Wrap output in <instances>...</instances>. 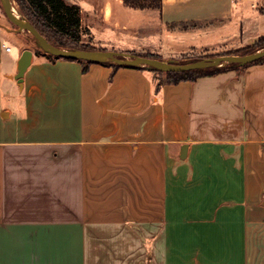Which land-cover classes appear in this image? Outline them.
Instances as JSON below:
<instances>
[{
	"label": "crops",
	"instance_id": "crops-1",
	"mask_svg": "<svg viewBox=\"0 0 264 264\" xmlns=\"http://www.w3.org/2000/svg\"><path fill=\"white\" fill-rule=\"evenodd\" d=\"M73 1L98 48L171 58L195 48L170 42L264 35V0ZM5 27L0 264H264V61L155 94L147 70L34 52L19 84Z\"/></svg>",
	"mask_w": 264,
	"mask_h": 264
},
{
	"label": "water",
	"instance_id": "water-1",
	"mask_svg": "<svg viewBox=\"0 0 264 264\" xmlns=\"http://www.w3.org/2000/svg\"><path fill=\"white\" fill-rule=\"evenodd\" d=\"M73 3L78 4L77 1H73ZM0 4L5 16L15 27L12 29L5 27L7 30L16 32L27 31L34 37L38 49L56 58L75 59L94 63H112L127 67L153 68L164 72H184L199 69L242 66L264 57V45L247 53L216 54L193 59L188 62H177L173 59L164 60L160 57L114 49L60 47L49 42L27 19H24V21L16 19L11 11L13 6L12 0H0ZM32 54L33 52L30 49H23L16 61V72L12 77L19 84H21L23 75L31 63Z\"/></svg>",
	"mask_w": 264,
	"mask_h": 264
},
{
	"label": "trees",
	"instance_id": "trees-1",
	"mask_svg": "<svg viewBox=\"0 0 264 264\" xmlns=\"http://www.w3.org/2000/svg\"><path fill=\"white\" fill-rule=\"evenodd\" d=\"M19 5L20 12L33 26L47 38L49 42L54 45L65 48H80V49H96L98 47L93 45L84 44L81 41L83 35V29L81 26L80 18V6L73 2L66 0H15ZM125 2L133 7L150 6V3L141 2V0H125ZM160 0H157L159 5ZM156 5V6H157ZM152 6V5H151ZM264 45V35L258 36L254 42L250 45H246L242 50L234 49L228 50L223 53H247L258 49ZM105 49V48H101ZM243 51V52H242ZM42 51L37 50V53ZM50 59H58L54 56L43 53ZM145 55L159 57L156 54L147 53ZM216 55V53L212 54ZM64 59V58H60ZM75 60V59H69ZM83 63V71L87 69L88 62L77 60ZM264 61V57L260 58L252 63L242 66H228L220 68L199 69L194 71L184 72H164L158 69L135 67L147 70L152 74V80L154 82V93L156 94L161 86L165 83H177L182 80H195L196 78L204 75L214 74L216 72L225 69H242L252 64L261 63ZM112 65L114 68L121 67V65L104 63ZM127 67V66H126Z\"/></svg>",
	"mask_w": 264,
	"mask_h": 264
},
{
	"label": "rangeland",
	"instance_id": "rangeland-1",
	"mask_svg": "<svg viewBox=\"0 0 264 264\" xmlns=\"http://www.w3.org/2000/svg\"><path fill=\"white\" fill-rule=\"evenodd\" d=\"M13 1V5L15 7V11L18 13V16L23 18V19H26L24 17V15L20 12L19 10V5L17 4V2L15 0H12ZM67 1V0H66ZM72 0H68V2H71ZM141 2H145V3H150V6H156L157 5V0H141ZM151 20H154L152 18H150V21ZM0 21H2L4 23V25L7 27V29H12V28H15L10 22L9 20L7 19V17L5 16L4 12H3V9L1 7V4H0ZM197 24L195 23H185V24H182L180 25L179 28H186V27H196ZM82 26V29H83V35L81 36V41L84 43V44H88V45H92L95 41H97V39H94V36H92V32L85 26L81 25ZM8 31H11V30H8ZM249 31H250V28H247L243 31V42L241 43H247L246 41V37L247 35H249ZM16 32V31H15ZM14 31L13 32H9L8 34L4 35V41H6L12 48V51H11V55L12 56H15L19 53V50L20 49H30L33 53L34 52H37V50H40L38 49L37 47V44L35 42V39L34 37L28 33L27 31H20V32H16L15 33ZM164 33L165 31L161 30V29H158V30H151L149 32H142L139 36V40H141L142 42L141 43H144L145 41H152V42H156V43H160V39H164ZM225 38H223L218 32L216 33H211L209 34L208 36H203V37H194L193 40H190L189 42L188 41H185V42H170V44L172 45V48H175V47H180L182 45H186L187 43L189 44V46H187V48L185 49H190V48H195L191 51H187L185 53H180L179 55L177 56H174V57H171V58H163L161 56H159L160 58L164 59V60H168V59H173L177 62H188V61H191L193 59H198V58H201V57H206V56H213L212 54L216 53H221V52H225V50H222V47L223 45L221 46H218L215 44V41H221V40H224ZM254 42V41H253ZM253 42L247 44V45H250L252 44ZM240 43V42H238ZM246 45H243L241 47H238V48H235V49H243ZM200 47H208V48H200ZM105 49H109L108 47L105 48ZM112 49L114 50H119V51H125L126 49H123V48H117V47H113ZM184 49V50H185ZM234 50V49H232ZM41 51V50H40ZM228 51V50H227ZM128 52H132V53H136V54H146V53H149V52H142V51H137V50H128ZM243 52V51H242ZM157 55V54H156ZM5 82H11L10 79H4ZM15 82V81H13ZM14 94L15 95H18L19 94V91L20 90V86L18 85V83H14Z\"/></svg>",
	"mask_w": 264,
	"mask_h": 264
},
{
	"label": "bare ground",
	"instance_id": "bare-ground-1",
	"mask_svg": "<svg viewBox=\"0 0 264 264\" xmlns=\"http://www.w3.org/2000/svg\"><path fill=\"white\" fill-rule=\"evenodd\" d=\"M11 11H12V13H13V15H14V17H15L16 19H19V20L24 21L23 18H21V17L18 16V13L15 11V7H14V5L12 6Z\"/></svg>",
	"mask_w": 264,
	"mask_h": 264
},
{
	"label": "built area",
	"instance_id": "built-area-1",
	"mask_svg": "<svg viewBox=\"0 0 264 264\" xmlns=\"http://www.w3.org/2000/svg\"><path fill=\"white\" fill-rule=\"evenodd\" d=\"M3 46H4L5 51H9L11 49L10 45H5L4 44Z\"/></svg>",
	"mask_w": 264,
	"mask_h": 264
}]
</instances>
